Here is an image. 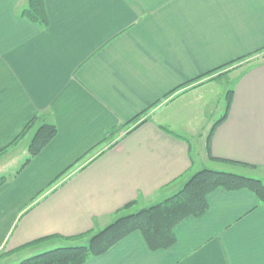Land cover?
<instances>
[{
    "label": "crops",
    "instance_id": "crops-1",
    "mask_svg": "<svg viewBox=\"0 0 264 264\" xmlns=\"http://www.w3.org/2000/svg\"><path fill=\"white\" fill-rule=\"evenodd\" d=\"M28 1L0 0V152L34 118L36 128L0 162L38 126L58 135L3 177L0 264L77 247L62 244L163 202L202 170L264 181L262 53L233 67L215 130L209 111L225 94L209 73L264 49V0H43L46 26L22 17ZM175 236L153 252L135 233L85 264H264V206L215 190Z\"/></svg>",
    "mask_w": 264,
    "mask_h": 264
},
{
    "label": "trees",
    "instance_id": "trees-1",
    "mask_svg": "<svg viewBox=\"0 0 264 264\" xmlns=\"http://www.w3.org/2000/svg\"><path fill=\"white\" fill-rule=\"evenodd\" d=\"M22 17L40 26L48 25L47 12L43 0H29L28 7L22 12ZM263 51L264 49L258 51L259 53H253L235 63L216 69L209 74L240 64ZM200 79L199 77L198 80ZM233 93V91L228 92L227 112L215 124L214 130L226 121L231 108ZM36 122L37 118H34L13 143L0 152V155L31 134L36 128ZM57 135L58 128L53 124L45 123L38 126L29 144V158L24 167L37 158L55 140ZM5 182L6 179L1 178L0 186ZM218 189L228 192H251L259 200L260 204L264 206V181L230 172L202 170L196 173L177 194L155 206L116 220L99 233L93 235L87 246L57 248L26 259L20 264H85L93 258L107 254L112 248L135 233L143 236L149 250L153 252L168 250L177 241L175 229L187 219L204 216L209 210L210 194ZM48 238L50 237L34 241L31 244Z\"/></svg>",
    "mask_w": 264,
    "mask_h": 264
},
{
    "label": "rangeland",
    "instance_id": "rangeland-1",
    "mask_svg": "<svg viewBox=\"0 0 264 264\" xmlns=\"http://www.w3.org/2000/svg\"><path fill=\"white\" fill-rule=\"evenodd\" d=\"M260 55L263 56L264 55V51ZM257 58H259V57H257ZM257 58L256 57L253 58V59L249 58V59H247L245 61H247V62L252 64V62H254L253 60H256ZM245 61H243V62H245ZM250 61H252V62H250ZM240 64H238V65H240ZM234 66H232L230 68H227L225 70H222L220 72L214 73L215 75L213 76V78L210 79L211 82L213 81V82L219 84V86L222 85L225 88V94H223V97H221V99L215 100L214 103H213L212 109L211 108L209 109V111L211 110V112H213V116H214V118L216 120H219L220 118H222V116L225 115L226 107H227V98H226L227 91L228 90H232V86H234L233 83H235L236 80H238L237 74L233 75L235 69L237 68V67L233 68ZM201 85L202 84L199 83L198 87L201 86ZM207 134H208V132L206 133V135ZM204 140L205 139L199 140V143H200L199 147L194 146L193 153H194L195 158L197 157V161L199 163L201 161V156H202L201 155V153H202L201 152V148L205 149L206 141L204 142ZM27 144H28V140L23 142L19 146L18 149L14 150L11 153V155L6 158V160H3V161L0 162V178L5 177V178L10 180L21 169L22 165L25 163L26 159L29 156V154H28V145ZM204 154H206V152ZM135 212H137V211H135ZM134 214H136V213H134ZM89 240H90V238L85 239L84 242L79 240V241L69 242L67 244L63 242L62 246H66V245L67 246H87L88 243H89ZM54 243H56V242H54ZM56 246L57 245H53L52 249H55ZM52 249H50V250H52Z\"/></svg>",
    "mask_w": 264,
    "mask_h": 264
}]
</instances>
